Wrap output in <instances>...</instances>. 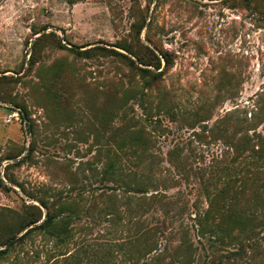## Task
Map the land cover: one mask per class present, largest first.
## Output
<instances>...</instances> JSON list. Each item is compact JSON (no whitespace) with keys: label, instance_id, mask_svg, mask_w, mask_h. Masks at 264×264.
I'll use <instances>...</instances> for the list:
<instances>
[{"label":"rangeland","instance_id":"obj_1","mask_svg":"<svg viewBox=\"0 0 264 264\" xmlns=\"http://www.w3.org/2000/svg\"><path fill=\"white\" fill-rule=\"evenodd\" d=\"M263 92L264 0H0V264H264L203 218Z\"/></svg>","mask_w":264,"mask_h":264},{"label":"trees","instance_id":"obj_2","mask_svg":"<svg viewBox=\"0 0 264 264\" xmlns=\"http://www.w3.org/2000/svg\"><path fill=\"white\" fill-rule=\"evenodd\" d=\"M126 49L127 52L136 56L139 62L144 66H138V70L143 76L148 77V75L152 74V79H154V81L161 77L162 72L156 73L148 67L155 66L157 69H160L162 59L165 62L166 68L170 67L173 62L172 56L168 52L161 51L159 56L148 46L141 48L142 52H140V55L134 52L130 47H126ZM129 59L132 64L135 63L133 59ZM260 97V100L255 106L257 108L254 120L255 125L251 128V130H254L253 135H250L249 132L242 134L235 132L232 135L233 141L231 147L234 150L232 161L240 163L242 159H248V172L251 173V177L246 181L243 175L247 173H244L242 175L243 178L240 180L241 185H239L235 191L231 190L234 180L229 181L210 199L208 209L203 215L204 219L212 222L214 221L215 225L219 228V232L225 236L233 234V230L236 227H238L239 230H244L249 227L252 228V225L256 222H264V217L259 214L260 212L254 210L259 208V205H262L264 208V190H262L264 188V136L257 133L256 129L258 126L257 124H259L261 120H264V94H261ZM116 164V161H110L105 169L106 174L113 176L117 168ZM251 166L253 167L251 168ZM110 178L114 180V176ZM55 217V215H48L46 224L53 227L56 224ZM201 224H203L202 220ZM11 237H13V235Z\"/></svg>","mask_w":264,"mask_h":264}]
</instances>
